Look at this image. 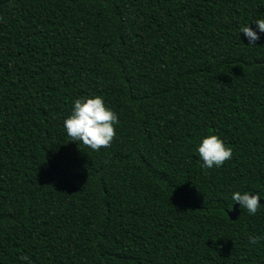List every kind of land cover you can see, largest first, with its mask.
I'll return each mask as SVG.
<instances>
[{"label": "trees", "instance_id": "16d2710c", "mask_svg": "<svg viewBox=\"0 0 264 264\" xmlns=\"http://www.w3.org/2000/svg\"><path fill=\"white\" fill-rule=\"evenodd\" d=\"M259 19L264 0H0V264H264V206L229 215L264 200ZM97 95L119 119L99 151L64 127ZM209 135L233 155L205 169Z\"/></svg>", "mask_w": 264, "mask_h": 264}, {"label": "clouds", "instance_id": "9594fccd", "mask_svg": "<svg viewBox=\"0 0 264 264\" xmlns=\"http://www.w3.org/2000/svg\"><path fill=\"white\" fill-rule=\"evenodd\" d=\"M255 24L260 33H264V19L255 20ZM249 40V45H256L260 39L257 31L248 26L241 28ZM119 123L118 115L106 106L104 99L97 95L77 99L74 103L72 114L64 120V127L67 135L72 141H82L83 145L92 150L99 151L101 148L111 146L115 136L116 128L114 125ZM198 153L203 161L205 169L221 167L226 161L230 160L233 150L226 147L224 141L217 135H209L203 138L198 146ZM235 204H239L243 210H247L250 215H256L261 205V196L257 193L252 195L249 192H235L232 195ZM249 243L256 244L260 237L249 236ZM22 259L27 260V257Z\"/></svg>", "mask_w": 264, "mask_h": 264}, {"label": "water", "instance_id": "95a60500", "mask_svg": "<svg viewBox=\"0 0 264 264\" xmlns=\"http://www.w3.org/2000/svg\"><path fill=\"white\" fill-rule=\"evenodd\" d=\"M260 203H261L262 205H264V200H263V199H260ZM239 206H240L239 204H236V205L234 206V208H233V211L229 213L231 219L235 220V219L238 217V215H239V213H240V211H239Z\"/></svg>", "mask_w": 264, "mask_h": 264}]
</instances>
